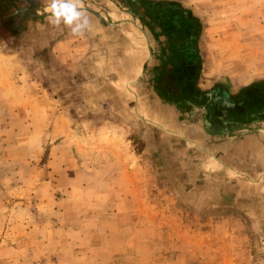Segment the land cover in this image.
<instances>
[{
	"label": "rangeland",
	"instance_id": "rangeland-1",
	"mask_svg": "<svg viewBox=\"0 0 264 264\" xmlns=\"http://www.w3.org/2000/svg\"><path fill=\"white\" fill-rule=\"evenodd\" d=\"M1 1L0 264H264L247 207L239 205L249 199L236 190L239 183L199 174L202 160L181 141L159 145L147 133L127 132L130 124L104 111L116 96L96 102L100 64L90 68L76 57L37 63L12 37ZM138 1L125 3L137 9ZM154 1L176 4L199 22L201 61L207 54L199 41L221 22L209 5L219 2L226 11L247 2ZM147 80L142 102L153 101ZM204 84L208 92L217 88ZM136 130L149 132L143 125ZM124 146L143 154L137 197L117 189L120 176L112 173L119 168L108 159L111 148Z\"/></svg>",
	"mask_w": 264,
	"mask_h": 264
},
{
	"label": "crops",
	"instance_id": "crops-1",
	"mask_svg": "<svg viewBox=\"0 0 264 264\" xmlns=\"http://www.w3.org/2000/svg\"><path fill=\"white\" fill-rule=\"evenodd\" d=\"M246 1L228 6L227 12L222 10L226 5L219 2L209 5L219 13L221 22L209 29L208 40L199 41L207 55L198 86L204 90V82L209 81L217 88L204 90L205 97L189 100L168 99L162 93L159 81L165 73L168 36L162 25L142 16L140 11L145 13V9L139 1L136 9L126 6V0H80L91 21L83 36H74L64 25L56 27L49 22L53 0H2L1 15L6 24L11 22L14 40L30 49L37 63H68L74 57L90 68L99 63L95 71L100 72L102 89L96 102L102 94L108 99L116 96L117 104L105 102L104 111L130 124L133 131L127 132L147 133L149 141L159 145L181 141L202 160L199 174L239 183L236 190L249 197L239 205L247 207L258 247L264 253V57L258 58L264 53V0ZM200 5L206 6L205 1ZM146 77L147 94L153 101L142 102L146 92L142 91V80ZM89 105L93 109L96 104ZM142 125L149 132L136 130ZM107 153L119 168L112 173L120 176L117 189L140 195L144 188L140 178L145 172L143 154L129 146L119 152L111 148ZM164 156L169 158V152ZM180 186L182 192L187 190Z\"/></svg>",
	"mask_w": 264,
	"mask_h": 264
},
{
	"label": "trees",
	"instance_id": "trees-1",
	"mask_svg": "<svg viewBox=\"0 0 264 264\" xmlns=\"http://www.w3.org/2000/svg\"><path fill=\"white\" fill-rule=\"evenodd\" d=\"M139 4L145 9L144 15L162 25L168 36L165 73L159 81L164 96L185 100L205 97V91L198 86L202 70L201 57L195 48L201 31L199 22L176 4L154 0H142Z\"/></svg>",
	"mask_w": 264,
	"mask_h": 264
},
{
	"label": "clouds",
	"instance_id": "clouds-1",
	"mask_svg": "<svg viewBox=\"0 0 264 264\" xmlns=\"http://www.w3.org/2000/svg\"><path fill=\"white\" fill-rule=\"evenodd\" d=\"M49 22L64 25L74 36H83L91 28V21L80 6V0H53Z\"/></svg>",
	"mask_w": 264,
	"mask_h": 264
}]
</instances>
